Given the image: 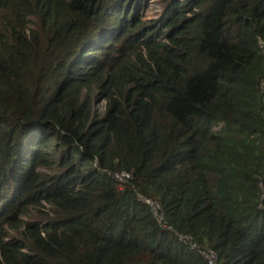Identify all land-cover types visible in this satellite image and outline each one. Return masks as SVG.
<instances>
[{
    "label": "trees",
    "instance_id": "obj_1",
    "mask_svg": "<svg viewBox=\"0 0 264 264\" xmlns=\"http://www.w3.org/2000/svg\"><path fill=\"white\" fill-rule=\"evenodd\" d=\"M150 1L0 0V264H264V0Z\"/></svg>",
    "mask_w": 264,
    "mask_h": 264
},
{
    "label": "built area",
    "instance_id": "obj_2",
    "mask_svg": "<svg viewBox=\"0 0 264 264\" xmlns=\"http://www.w3.org/2000/svg\"><path fill=\"white\" fill-rule=\"evenodd\" d=\"M115 176L119 179L120 182H123V180L129 176V174H127L125 172H121V173H116ZM140 197L145 202H147L150 205L154 215L158 216L159 220H161L162 217L158 213V205H157V203L154 200H152V199H146V198H144L142 196H140ZM183 240H186V238H183ZM192 247H195V246L192 245ZM204 253H205V255H206L207 259H208V264H215V258H214V255L212 254V252L206 251Z\"/></svg>",
    "mask_w": 264,
    "mask_h": 264
},
{
    "label": "rangeland",
    "instance_id": "obj_3",
    "mask_svg": "<svg viewBox=\"0 0 264 264\" xmlns=\"http://www.w3.org/2000/svg\"><path fill=\"white\" fill-rule=\"evenodd\" d=\"M160 6H161V4H159V2L157 0L150 1L148 3V8L145 12L146 17L155 18L157 16V14H159L161 12Z\"/></svg>",
    "mask_w": 264,
    "mask_h": 264
},
{
    "label": "clouds",
    "instance_id": "obj_4",
    "mask_svg": "<svg viewBox=\"0 0 264 264\" xmlns=\"http://www.w3.org/2000/svg\"><path fill=\"white\" fill-rule=\"evenodd\" d=\"M151 1H153V0H151ZM161 8V7H160ZM147 10V9H146ZM146 10L144 11V16H143V19L144 20H146V19H153V18H148V17H146V15H145V12H146ZM159 14H157V16H158ZM156 16V17H157ZM155 17V18H156ZM123 172H125V171H123ZM118 173H121V172H118ZM125 173H127V174H129V172H125ZM116 174V173H115ZM115 174H114V176H115ZM130 177V174H129V176L127 177V178H129ZM115 178L117 179V181H118V184L119 185H122V182H120L119 181V179L115 176ZM143 197V196H142ZM144 198H146V197H144ZM146 199H148V198H146ZM152 200H154V199H152ZM155 202H156V200H154ZM147 203V202H146ZM157 203V202H156ZM148 204V203H147ZM149 205V204H148ZM150 206V205H149ZM151 208V207H150ZM152 210V209H151ZM153 212V211H152ZM183 238H186V240H183ZM183 238H181V240H183L185 243H188V244H192L193 245V243H191L190 242V239L188 238V237H186V236H183ZM191 245V246H192ZM211 252V251H210ZM213 254V253H212ZM214 255V254H213ZM207 258V257H206ZM214 258H215V256H214ZM207 263H208V259H207Z\"/></svg>",
    "mask_w": 264,
    "mask_h": 264
}]
</instances>
